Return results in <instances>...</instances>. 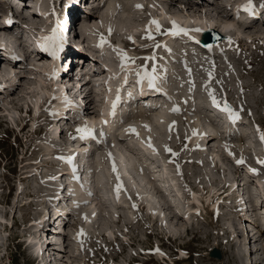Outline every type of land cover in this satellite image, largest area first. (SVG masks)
Instances as JSON below:
<instances>
[{"label": "rangeland", "instance_id": "rangeland-1", "mask_svg": "<svg viewBox=\"0 0 264 264\" xmlns=\"http://www.w3.org/2000/svg\"><path fill=\"white\" fill-rule=\"evenodd\" d=\"M9 1H20L21 3L33 2V0ZM167 1L168 0H146V3L144 2V7L148 11L150 16H159V14H161V11L163 10V12L166 11L165 13L167 15L171 14V18H173L172 16H174L175 14L170 12ZM178 1L179 0H173V2H175L176 4H179ZM208 1L211 0H188L186 3H189L191 6H187L188 8L186 7L185 10L190 11L182 13L184 10L183 7V10L179 12V18L167 19L165 17L161 19L162 21H158H161V32H165L166 30L171 29V27H167L165 25V22L168 21H175L178 26H181L183 21L188 20L190 22H188L189 27L187 26V28H189V30H192L194 28L197 29L196 27L199 25V23H195L194 20H202L201 15H203L204 10H206L204 8L209 4L206 3ZM235 1V4H241V2H239L240 0H234V2ZM262 1L263 0H254V8L258 10V7L260 6V3ZM123 2L126 3L127 0H120L121 4ZM212 2L219 4L222 2V0H213ZM65 3H70V0L61 1L60 6L58 5V3H54L56 13V17L54 18V20L61 18L62 14L60 13L63 8L62 5H64ZM6 5L8 6V4ZM121 6L124 7V5ZM180 7H182V5ZM227 9L228 11H230V13H232V15L234 14L231 10H229L231 9L230 6H228ZM119 10L120 8L117 9V11ZM242 13L243 12H240V16L242 15ZM97 14H99V12L94 11L90 12V14H87V20H90V25L94 22L100 21V19H98L100 18V16ZM254 14H257V12H254ZM144 15L146 16V14ZM75 17L76 16H74V18ZM206 20L212 22L207 21L208 23L206 24L209 25V29L207 28L206 32H208H203V35L201 36H212L213 33H219L223 35L224 38L216 40V43L217 46L225 51L226 56H230L228 58L229 61H226V59L225 61H218L220 64L215 67L210 66V64H213V62L211 61V56L209 57V59H207L208 62L206 61L205 63L201 62L196 64L202 67H206L203 68V70L198 69L196 66L190 67L188 69L182 65L177 66V63H171V61H174L173 57L164 62V60H162L163 58L161 59V57H169L168 54L172 52H165L163 49L164 47L153 48V46L150 44V42L152 41H149L147 39H144L143 42V40H138V38L135 37L137 47L133 46L132 44H124V46L122 45V47H120L121 49H123V47L126 48L127 50H124L125 52L136 54L135 56L138 58V61L136 60V64L133 65V68L143 63L142 57H146L150 53V55H153L152 53H155V56L157 57V59L155 60L157 71H159V69L161 68L171 66L172 69H168V74H171V71L173 69H176L177 74L180 73V77L183 78L182 82H180L179 79L171 80V83L174 84L173 87L177 86L175 90H179L182 94L185 93L184 96L181 93L175 94L176 96L173 103L181 110L178 113L170 114L168 116L169 120L172 118L177 119L175 120L177 123L176 125H174L175 129L173 128L176 134H172V132H166L164 130L162 131L163 133L160 132V134L156 135L155 137V141L159 142L157 144V147L159 149L158 152L161 153L164 147L167 146V148H170L172 150L171 152H169L170 154L177 153L179 155L174 163L172 161V158L167 159L166 161L168 162L166 163V166H173V169L175 170L174 165H178L180 167V170L183 171V173H186L184 181H181L182 183L179 184L181 188L179 192L181 194H177L175 191H173V189H171V187L167 186L165 182H162L161 186H164L163 188L166 191V194L164 195L160 192L156 194L154 190H151L152 188L150 189L147 178L145 180L147 181V188L150 189V194L147 188V190H145V188H141L135 185L137 184V182L131 183L133 187L131 185H128L127 183L125 185L122 177L124 169L122 170L118 166L117 168L119 174L117 172L116 173L119 175V179L122 180L123 187H125V189H129L127 190V194L136 201L138 200V202L144 201L146 202V205L149 204L148 208L150 210L148 208L146 211L140 209H130L129 213H127L128 210L126 209L125 211L129 218H120L118 224H116L113 221V217L118 215L121 210L116 208L115 210L108 211L103 205L97 204L95 208L97 209L96 214L98 216L96 217L98 218V222L100 224L98 225V227H96L95 225L92 230L91 227H89L91 226L89 223L87 226H83L82 220H80V216L77 215L73 217L70 215H66L65 219L63 220V228L61 230L59 229V234H54V237L56 238V245L50 246L51 255L49 258L51 259L47 258V260L44 261V264H48L53 260H57L55 262H57L58 264H68L69 259H71V262L74 261L75 258H73L74 255L72 254L70 246L71 239L73 238L72 236L77 235V233L82 228V230L84 231V235L80 236V240L83 243L80 242L79 244L78 254H80L81 257L84 258V263L80 264H264V252L261 249V247L264 246V234L262 235V237H260L259 240V234L255 235L254 232L250 233V230H253V228L248 226L246 223L242 224L237 221L233 213L230 211L233 205L238 203L241 199L251 196L252 193L257 190V187L259 186L258 182L261 183L262 181H264V166L259 167L252 163L251 165L245 164L242 168H240V170L237 168H233L229 165V162L225 160L222 155V150H220L219 148H216L213 154L204 156L206 157V159H204V157H201L202 161L204 162H206V160L210 161L205 163L208 164L207 166H205V164L203 166H200L194 163L183 164L184 162H181L182 158L188 159L189 157H191L189 159H192L193 162L196 161L197 158H199L198 152L192 153L188 150V147L190 145L188 139L191 137L192 129H195L198 124L199 125L197 126V128L205 124L203 121H200L198 119L199 116L197 115L196 106L192 105V103L196 101L197 97H191L190 95H188L187 93L190 91H197L200 96L206 98L209 97L208 88H211L214 91V94L218 101H227L232 109L240 113V116L242 117L244 123L252 124L254 122H258L262 124V131L264 132V24L254 22L248 26L254 33H251L249 37L242 35L248 40L257 39L258 41L238 43L235 38L232 37L235 28L239 27L236 23L231 26L226 32L227 35L230 34L229 37L226 36V34H223L225 32H223L222 30V26L224 25V21L222 19L218 18L214 20L209 18ZM190 32L192 33V31ZM103 35L105 38L108 37L107 39L109 41L112 40V42L115 43H117L118 41V34H116L115 31L112 32V36H106L105 33ZM122 39V36H120L118 42H120ZM155 42L161 45L163 44L168 48L179 44L177 43V40H171L170 37H167L162 41H160V38H155ZM114 46L117 47L116 44H114ZM185 47L187 48L189 46H184V48ZM67 51L75 53V50L73 49H64V53H67ZM195 52L201 59H206L202 58L201 56L203 52L199 51L198 49H196ZM199 52H201V54H199ZM229 52L232 53V56L229 54ZM213 56L216 57L215 54ZM175 58L179 59V57ZM150 63H153V61H149L148 64ZM188 63L190 64V62ZM191 65L193 64H190V66ZM212 71H215V74L212 73V77L215 76V79H211L208 87H205V85H200V81L203 75L207 76V78L209 79L208 73ZM189 80H193L194 83H188ZM33 81L36 80H32L30 82ZM27 83H29V81L26 82V84ZM23 85L24 83L21 84L19 82L16 87L8 92L7 95L8 98L10 95V98L5 99L4 102H1L2 104L0 103V111L5 107H9L5 108V110L9 112L15 110L18 112V114L15 115L16 117L13 118L15 124H20L21 127L26 121H28L27 124L30 127V131L25 130L23 133V146L18 156H16V151L11 142L6 140V138L0 139V153H5V155L6 153L11 154L10 157L7 156L5 158L0 154L2 160L0 161V173L3 174L5 171L4 169H8L10 171L9 174L12 176L5 178V182L2 178H0V190L2 185L7 184L10 187L11 181H13V179V183L17 188V191L13 194V197L11 199L7 198V191H5L3 197L0 196V202L2 203L0 205V244H3L5 246L9 244V246H11V251L9 253H11L12 255V258L10 256H4L3 259L0 258V264H36L32 262L31 252L35 243L39 242V239L37 231L34 230L36 228L33 226L34 224L31 220L40 214L41 206L39 205V203H42L41 205L43 206L44 200L41 201V199H34L29 197L30 194L35 193L34 191H38V189H36L34 185L38 183V179H26L25 173L37 169L40 175H53L57 173L58 167L60 166V163L48 165L51 161H55L56 156L59 153L56 150H52L49 155L46 154V150H44L43 148L45 147V141H48L46 134L42 133L39 135L37 133H32L33 130H39L41 129V127L49 129V125H47L44 121V119L48 117L49 104L45 103L40 109V113L37 116H34L32 113L26 115L24 112L25 109L23 110L22 107L16 106L17 104L15 103H13L12 105H9L7 103L10 99L14 98V96H16L15 98L18 99V95H21V93L23 92L21 90L25 88V85ZM181 85L184 86L180 87ZM92 99H94L93 108L87 110L83 114H79V116H77L76 118V121H80L78 117L86 118L95 115L96 109L98 110L99 104H101V102H99V98L96 97L95 99V96H93ZM97 99H99V101H97ZM3 103L5 104L3 105ZM89 113H91V115H89ZM141 114L142 113H137L138 118H144V116L148 118L150 117L151 113L146 112L145 114H142V116L144 115L143 117H141ZM80 122H84L83 118ZM195 122L198 124L196 125ZM151 123L153 128L155 129V123ZM74 129H76V127H74L73 125V127L71 126V128H69L62 134L64 144L71 145L76 142L75 139L71 138L74 137V135L72 134V131ZM1 131L2 130H0V132ZM169 132L170 135L168 134ZM144 137L145 136L142 134V138ZM195 144L196 146L200 147V145L203 144L202 139H199V141ZM100 149V151L102 152H99L100 155H98V157H104L107 154L106 151L109 150V148L108 150H104L103 148ZM207 149L209 150L210 146H208ZM214 154L218 155V158H215ZM246 160L250 161V158L248 157ZM157 162V160L156 162H152V166L156 167L155 169L156 171H158L156 172V174L158 175H155L154 178L159 177L158 179L161 180L160 176H162V174ZM3 167L5 168L3 169ZM216 167H221V170L223 171H225L224 169H226L227 174L219 173ZM251 169H255L256 172L254 173L253 171H251ZM247 172L251 173L252 175L247 174ZM12 173H16V175H12ZM238 175H241L242 177H238ZM112 177H114V175H112ZM225 182L227 183V187L225 188L226 194L224 193V196L221 195L218 197L216 194L220 190V185ZM245 183L246 185H248L247 187L249 189H244ZM238 184H240V186L237 188ZM263 184L261 185V187L264 189ZM49 186L52 187L54 185L49 184ZM126 186L130 187L128 188ZM132 189H134L135 191ZM146 192L149 194V196L148 194H146ZM142 194H145V196H143ZM147 196L149 197V199L146 198ZM192 197H195L202 204L203 201H206V203L209 204L211 202H214L215 198H218V202L213 205L212 209H214L215 214L218 213L219 216L214 217L213 215L209 214L208 211L202 210V208H195L194 204L196 205L197 203L193 201ZM127 205L128 204H126V206ZM90 210L91 209H85L84 211H81V214H88V211ZM175 213L180 214V216H182V219H179L177 216L176 218H173V215ZM149 214L155 215V219L150 220L148 216ZM187 216L189 219H194L195 221L189 224V219H187L188 222L186 221ZM89 220L91 223V217ZM182 224H184L183 227H190L192 232H197L196 235H193L192 232H188L187 234H184V236L178 238L175 242L167 241L166 238L168 236H171L173 239L177 238L178 233L181 232L180 229L182 228L180 227V225ZM243 225H245V227ZM156 227L158 233H160V236L164 237L162 241H159L157 238L151 235V233H156ZM242 228L248 229L247 231H249L251 237L250 244H247L246 238L242 235ZM104 230L110 232L108 233V235H113V237H115L114 243L109 242L105 238L101 237V235L105 232ZM71 234L73 235L71 236ZM15 237L19 238V240L23 244L22 248L19 250L17 249V251H15V249H13L11 245V241ZM94 237L96 239H94ZM28 240H30L31 242ZM124 242L128 243V246H125L123 244ZM130 243L133 246H131ZM28 244H30L29 247H27ZM175 248H181L182 251L185 252V254L179 253L177 249V252H175ZM255 250L258 251L256 252ZM52 253H54L55 255H53ZM67 254H69V256ZM188 254H191L192 259H186ZM165 258L167 260H165ZM179 260L182 261L179 262ZM74 262L72 263L74 264Z\"/></svg>", "mask_w": 264, "mask_h": 264}, {"label": "bare ground", "instance_id": "bare-ground-1", "mask_svg": "<svg viewBox=\"0 0 264 264\" xmlns=\"http://www.w3.org/2000/svg\"><path fill=\"white\" fill-rule=\"evenodd\" d=\"M47 0H42V3H41V8H40V12L41 14L39 13V18H45V15H46V12H49L50 13V16H52V7L48 6L45 4ZM146 0H127V2H123L122 4L120 3V0H108V1H105L101 7V12H99V15L100 18V21L98 22H94L93 24H89L88 22H85V24L83 25V27L81 28V31H80V34H82L83 36H86L87 38H89L91 40V44L92 46H94L95 48H97L98 50H96L97 52L99 51L100 54H104V55H109L111 56V59L109 61L107 60H103L101 59V65H103V67L106 69V74L104 75V69L103 72H101L100 76L99 77V93L100 95L98 96H101L103 99H101V101H99V99H97V101L101 102V104H99V108L98 110L96 109V112H95V115L92 116V117H86L85 119H83V123L82 122H79V126L84 124L85 122H87V125L91 128H93L95 130V133H97V130H99L101 132V130L103 131V133L105 134L106 132H109L111 134V139L113 141V147L109 148L107 152V154H109V160L106 162V163H98V169H99V175L96 176V179L99 182H103L104 185H107V187H110L112 185V188H110V192L112 195H114L115 197V200L118 201L119 203H121L122 205L126 206L127 201L124 199L127 195V192L125 190H121L122 187H123V182L121 181V179H119V183L122 185L121 189L119 192H117L115 190V187L116 185L115 184H108V177L100 171L101 169H104L105 172L108 171L109 173H112L114 174V172H111V167H113V165L117 168L119 166L120 169H124L123 171V176L125 177V182L128 184V185H131V183H136V180H135V177L137 178V181L139 180L141 183H143V181L147 178V175L145 174L142 166L140 163L137 162L136 160V157L133 155V153L128 150L127 148H124L123 146V143H121L120 141L118 142H114V137L116 136L117 138H122V140H125L126 144L129 145V146H132L134 145L133 144V139H135L136 141H139V143L145 147V149H147L148 152H153L154 155L157 153L156 152V146H155V137L156 135L160 134V132L162 131H169V129H175V126L171 124V122L169 121L168 119V115L165 114V113H162V112H157L154 113L152 116H154L152 118V122L155 123V129L153 128L152 126V123L151 122H148V121H135L134 118H130L129 119V122L126 123L125 125H123V127H125V130L128 129L129 126L135 128V133H127V132H124V131H120V127L119 126H115L119 120L120 117H122L123 115L120 113L122 110H125L126 105L125 104H121L119 103V105L117 106V109H116V113H115V116H109V111H110V106H111V102L113 99L116 98V91L117 89H121V84H125L124 82V77H125V72H122L121 69H120V62H116L113 58L115 59H119L116 51H114V49H117V47L119 49H121L120 47H122L121 43L118 42L119 39H120V36H122V38H125L127 35H129V37H131V40L132 42L136 43V40H135V34H137L138 31H141L143 30V28L148 25L149 23V20L150 19H155L157 21L161 20L162 18H167V19H177L180 17V13L182 10H183V7H184V10L182 13L186 12V11H190V10H185L187 6H191L189 3H186L188 0H180L178 1L179 4L182 5V7H180L181 5L179 4H176L175 2H173V0H168L167 1V4L169 5V10L171 13L175 14L174 16H172L173 18H171V14L170 15H167L165 12H163V10L161 11V14H159V16H154V17H151V16H148L147 19H144L141 17V14L140 12L143 11L144 14H146V9L144 7V2ZM239 1V0H238ZM241 1V0H240ZM239 1V2H240ZM211 2V3H210ZM125 3V4H124ZM146 3V2H145ZM206 3H209L204 9V13L203 15H201L202 17V20H198V19H195L194 22L195 23H199V25L197 26L199 29H203L202 33L206 32L207 30V26H206V23L208 22H212V21H209V20H206V19H222L224 22V25L222 26V30L223 34H226V32L228 31V29L233 26L235 23H234V16L232 15V13H230V11H228L227 7L230 5L231 1H228V0H225V3H213L212 1H209V2H206ZM236 3V1H235ZM1 5V4H0ZM121 5H124V7H122ZM136 5H142L143 7L142 8H137ZM167 5V7H168ZM226 5V6H224ZM242 4L240 3H237L236 6L239 7L241 6ZM211 6V8H210ZM172 7V8H171ZM120 8L119 11H117V9ZM188 8V7H187ZM239 8H242V7H239ZM240 15V14H239ZM27 17H30L29 14L26 15ZM253 16V13L252 14H249L248 18ZM34 17V15H33ZM98 17V16H97ZM182 17V16H181ZM97 19V18H96ZM183 19V18H182ZM179 20V19H178ZM49 21V20H48ZM47 21V22H48ZM147 21V22H146ZM162 21V20H161ZM160 21V22H161ZM208 21V22H207ZM218 21V20H217ZM46 22V23H47ZM92 22V21H91ZM139 22H142V23H139ZM146 22V23H145ZM159 22V24H160ZM184 22V23H183ZM182 24H183V28L187 29L186 27L188 25V20L186 21H183ZM31 23L33 24L32 25V30L30 31L31 33V37L34 39V40H39V37L41 36L38 28H40V26L38 27V25H42L44 22L43 21H40L38 19L34 20V21H31ZM45 23V24H46ZM222 23V24H223ZM253 23V22H251ZM250 23V24H251ZM249 24V25H250ZM249 25L245 26V27H236L235 28V31L234 33L235 34H238L239 36L240 35H244L246 37H249L251 33H254L250 30V27H248ZM186 26V27H185ZM196 27V28H197ZM92 28V29H91ZM109 29L111 31H109ZM153 29H154V26H153ZM189 29V28H188ZM195 29V28H194ZM209 29V28H208ZM252 29V27H251ZM38 31L39 34H35V31ZM205 30V31H204ZM115 31L116 34H118V41L116 44L117 47L113 46L111 44V42L107 39V43L104 44L102 47H98V43H99V37L101 35H103L104 33L106 34V36H112V32ZM191 33V32H189ZM201 33V32H199ZM261 34V33H260ZM230 35V34H228ZM104 36V35H103ZM227 36V34H226ZM111 38H114V37H111ZM171 38V37H170ZM207 37H205L206 39ZM166 39V38H165ZM172 40V39H171ZM207 42H209V39H206ZM169 41V40H168ZM139 42V41H138ZM144 42V40H143ZM11 40L10 39H5L3 37L0 36V45L4 46V47H8V46H11ZM207 44H210L207 43ZM215 44L216 41H215ZM142 45V44H141ZM163 45V44H162ZM166 45V44H165ZM139 46V45H138ZM145 47V46H144ZM189 47H183V48H180V51L183 55V60H184V67L187 68V66H190V64H193V65H196L198 63H201V62H198V61H203V60H197L194 56H191L192 52L189 51L188 49ZM95 52V53H97ZM6 53V52H5ZM201 53V52H199ZM127 54L129 56H132V57H136L135 55L136 54H133V53H129L127 52ZM153 54V53H152ZM174 54V53H173ZM197 54V53H196ZM204 54V53H203ZM8 56H14V55H21L23 58H27L29 61H30V64L31 66H35V58L33 57H30L28 56V54L26 53V50L24 48H20L19 46L13 44L12 45V48L8 51ZM142 56H145V55H142ZM148 56H150V54H148ZM147 57V56H146ZM44 59V58H43ZM190 59H194V60H190ZM41 62H43V60H40ZM138 61V60H137ZM167 61V60H166ZM190 62V64L188 62ZM207 60H204V62L202 63H205ZM229 61V60H228ZM109 62V63H108ZM172 62V61H171ZM148 63V62H147ZM136 64V63H135ZM47 66H48V62H46V64L44 65V67L42 68L41 71H39L40 73L43 72L45 70V72H51L52 74H54L55 72V69H54V66L51 64L49 66V68L47 69ZM199 67H202L200 65H197ZM165 67V66H164ZM27 68L29 69L28 65H27ZM131 68H133V65H130L129 69L127 70V75H129L130 73H132L131 71ZM10 71H12V68H10L8 66V64L6 65V68H5V71L3 72V77H2V83L4 82V85L6 84H14L15 82V78H16V73L17 71L14 70L13 71V74H11L12 78H10L11 76H7ZM33 71V72H32ZM36 69L34 68H31L30 70V74H35L36 72ZM167 73V70L164 69V72L162 73V75L160 76L161 79L159 81H162L164 79V76L167 75L165 74ZM111 77V78H110ZM173 79H179V78H173ZM32 80H29V83H27L25 85V88H23L21 91H23L21 93V95H18V99H16L14 96V98L10 99L9 102H7L9 105H12L13 103L17 104L16 106L18 107H23L25 110L32 108L33 110V115L34 116H37L39 113H40V109L43 107V105L48 102L51 103V101L54 99L55 101V104L52 106L51 108V111L50 113H55L57 112L58 110L62 109L64 105L63 103V98L66 96L70 101H71V105H70V108L71 109H74L76 104H75V100L73 98H70L72 95L70 93L67 92L66 89H63L60 87V85L56 82L55 79H52L51 82H47L46 80H44L43 78H41V76H39L38 78H36V81H33V82H30ZM178 82V81H177ZM48 83V85H47ZM23 84V83H21ZM25 84V83H24ZM67 85V84H66ZM64 85V87L66 86ZM24 86V85H23ZM22 87V86H21ZM109 89L111 91H109ZM192 94H196L195 91H190ZM14 94V93H13ZM121 93H120V101H121ZM189 97V96H188ZM9 98H10V95H9ZM8 98V99H9ZM172 98V96H171ZM96 99V97H95ZM125 100H127V97L124 98ZM2 102V101H1ZM191 102V101H190ZM179 103V102H177ZM2 104V103H1ZM0 104V105H1ZM5 103H3L4 105ZM7 104V105H8ZM6 105V106H7ZM98 105V104H97ZM127 105H129V103H127ZM164 107L166 109H169L171 110L173 108V105L172 104H168L166 103L164 106H163V109ZM5 108H9V107H5ZM5 108L3 110L0 111V116L1 115H4L6 117V119H8L11 123L15 124L14 121H13V118H15L18 114L17 111L13 110L11 112L5 110ZM15 108V107H14ZM17 108V107H16ZM22 108V109H23ZM95 109V108H94ZM183 109V108H182ZM187 109V108H186ZM162 110V109H161ZM181 110V109H180ZM120 111V112H119ZM154 112V111H153ZM152 112V113H153ZM178 113V112H177ZM184 113V112H183ZM187 113V112H186ZM103 114V115H101ZM89 115H91V113H89ZM93 115V114H92ZM139 115V114H138ZM137 115V117H138ZM79 116V115H78ZM88 116V115H87ZM144 116V115H143ZM142 114H141V117H143ZM172 116V115H171ZM145 117V116H144ZM173 117V116H172ZM79 118V117H78ZM81 118H84V117H80ZM104 119V120H107L108 122L106 123V125H103L101 124V120ZM181 121V120H180ZM196 121V120H195ZM78 123V121H77ZM258 123V122H256ZM195 124L197 125L198 123L195 122ZM76 125V124H75ZM74 125V127H76ZM145 125L147 126V128L145 127ZM195 125V126H196ZM199 125V124H198ZM197 125V126H198ZM205 125V124H204ZM172 126V127H170ZM197 126L195 127V130H196V135H193V132L191 134V137L188 139V141L190 142V145L188 147V150L190 152H198L199 154V158L201 157H204V156H208L210 154H213L216 150L215 147H210V149L208 150L207 149V145L211 144L212 140L210 142H208L207 144H204V142H206L208 140V134L206 132V127H203L200 126L197 128ZM73 127V126H72ZM98 128V129H97ZM193 128V127H192ZM193 130V129H192ZM171 132V131H170ZM170 132L168 133L170 135ZM206 132V134H205ZM142 133L144 134V138L146 139H141L142 137ZM163 133V132H162ZM126 135V136H125ZM124 136L126 138H124ZM212 136V135H210ZM50 138H53V135L50 133ZM62 139V138H60ZM199 139H202L203 141V144L200 145L199 149L198 147H196L195 143L199 141ZM109 140V141H110ZM75 141V140H74ZM107 140H104L103 141V144H106ZM149 143L152 145V147H149ZM159 143V142H158ZM85 145V144H83ZM212 145V144H211ZM48 146V145H47ZM73 145L69 146V147H72ZM193 146V147H192ZM227 146V147H226ZM108 147V146H107ZM220 148V150H224L225 152H228L229 150V147L228 145L223 142H221V144L218 146ZM45 150H46V154L49 155V153L52 152V150H49V148H47L46 146L43 147ZM192 148V149H191ZM204 148V149H203ZM101 150V149H100ZM106 150V149H104ZM137 151H145V154H147V151L144 150V149H136ZM159 150V149H158ZM208 150V151H207ZM207 151V153H206ZM99 152H102V151H97L96 154H98ZM168 152V151H166ZM103 154H106V153H103ZM100 155V153L98 154ZM215 155V154H214ZM213 155V156H214ZM134 156V157H133ZM49 157V156H48ZM191 158V157H189ZM215 158H218V155H215ZM226 158V157H225ZM170 159V158H169ZM204 159H206V157H204ZM211 159V158H210ZM53 160V159H52ZM56 161V159H55ZM152 161V160H151ZM214 161V160H213ZM51 162H54V161H51ZM168 161H165V164L167 163ZM183 162L184 164L186 163H192L193 164V160L192 159H186L184 158L183 159ZM207 162H210L209 160H206V162H200L199 161V164L200 165H204L205 163ZM212 163V162H211ZM217 163V162H216ZM61 165V164H60ZM208 164H205V166H207ZM214 165V164H213ZM58 166V165H57ZM223 166V165H222ZM158 167V166H157ZM173 167V166H172ZM59 168V167H58ZM217 168V167H216ZM222 168H217V171H219V173H225L227 174V171H223L221 170ZM180 170H177L175 172H179ZM116 172L118 173V168L116 170ZM158 172V171H157ZM115 174V179H116V176L119 174ZM208 173V172H207ZM154 174V173H152ZM77 177L78 173L75 171H72V176ZM121 175V174H120ZM177 175H180V173H177ZM160 176V175H159ZM26 179H29L27 176H25ZM159 178V177H157ZM235 179V178H234ZM173 180L176 182V178H173ZM237 180V179H236ZM245 180V179H244ZM37 181V180H36ZM88 181V177L85 178V185H82L80 183H77L76 182V179L72 178L69 180V185H70V190L71 192H73L74 194V198H75V203H74V209L76 210V212L78 211L80 214H81V211H84L85 209H91L90 211H88L89 213L88 214H81L83 219H80V220H84L85 222H83V225H88L89 223V219L90 217H93V218H96V216H98L96 213H97V209L95 208L96 207V198L94 197L95 195V192L96 190L97 191H100L101 187H99V185L96 186V189L93 188V186L89 185V182L87 183ZM148 181V180H147ZM235 181V180H234ZM242 181V180H241ZM116 182H117V179H116ZM162 183V182H161ZM182 183V182H181ZM241 183V182H240ZM244 183V182H243ZM262 184L264 183V181L261 182ZM157 186H161L160 182H156ZM234 184V183H233ZM260 182L258 183V187H261ZM89 185V187H88ZM137 185V184H135ZM264 185V184H263ZM148 186V185H147ZM150 186V185H149ZM158 186V187H159ZM240 186L237 185V188ZM53 187V186H52ZM126 187H130V186H126ZM133 187V186H132ZM227 187V183H222V185H220V190L219 192L216 194L218 197L221 196V195H224L225 193V188ZM244 187V186H243ZM251 187V186H250ZM135 188V187H134ZM153 188L152 185L150 186V189ZM148 189V188H147ZM145 189V190H147ZM150 189H148V192L150 194ZM233 189V188H232ZM249 189V188H248ZM262 189V188H261ZM126 190H129V189H126ZM134 190V189H132ZM152 190V189H151ZM156 190V188H155ZM104 191V196L107 197L106 195V192H105V189L103 190ZM135 191V190H134ZM144 191V190H143ZM224 191V192H223ZM133 192V191H132ZM138 192V191H137ZM129 193V192H128ZM141 193V192H139ZM145 193V192H144ZM180 193V192H179ZM146 194H148L146 192ZM148 194V196H149ZM158 194V193H157ZM181 194V193H180ZM215 194V193H214ZM96 195H97V192H96ZM143 195V194H142ZM140 196V195H139ZM138 196V197H139ZM145 196V194L143 195ZM181 196V195H179ZM194 196V195H193ZM129 197H131L129 195ZM137 197V196H136ZM152 197V196H151ZM144 198V197H143ZM142 198V199H143ZM154 198V197H152ZM158 198V197H157ZM137 199V198H136ZM141 199V198H139ZM155 199V198H154ZM193 201L195 203H197L198 207H200V202L195 198V197H192ZM165 200V199H163ZM41 201H43L41 199ZM158 201V200H157ZM129 202H131L132 204L131 205H135V206H138L140 205V207L142 206V204L146 205V202H142V201H137L134 202V200H130ZM156 202V201H155ZM159 203V202H158ZM161 203V202H160ZM148 205L147 204V208H148ZM34 208V207H33ZM152 208V207H151ZM105 209H108L107 207H105ZM149 209V208H148ZM216 209V208H215ZM150 210V209H149ZM156 210V209H155ZM258 211H262V208H259L257 209ZM87 211V210H86ZM154 211V210H153ZM197 211V210H196ZM111 213V212H110ZM113 213V212H112ZM155 214V213H154ZM157 214V213H156ZM160 216V215H159ZM176 216L180 219H182V216H180V214H174L173 215V218H176ZM86 217V219H85ZM76 218V217H75ZM151 219H155V215H151ZM159 220V219H158ZM100 224V223H99ZM240 224V223H239ZM80 225V224H79ZM182 226H184V224H182ZM91 227V230L92 226H89ZM83 229V228H82ZM85 229V228H84ZM90 229V228H89ZM96 229V228H95ZM184 229V228H183ZM35 230V229H34ZM61 230V229H60ZM108 230V229H107ZM106 230V231H107ZM181 230V229H180ZM179 230V231H180ZM105 231V230H104ZM109 231V230H108ZM107 231V234L110 233ZM84 232V231H83ZM241 233L242 235L246 238L247 240V244H250L251 243V237H250V233L247 232L246 229H242L241 230ZM259 234V240H260V237H262L263 233L258 232L255 234V235H258ZM47 235V234H46ZM73 234H71L72 236ZM96 235V234H95ZM35 236V235H33ZM110 237H112L113 235H109ZM54 237V236H53ZM73 237V238H72ZM70 239H71V251H72V254L74 255L73 258L74 261V264H80V263H84V258L81 257L79 253V244L81 242L80 240V237L79 239L77 238V235H73ZM258 237V236H257ZM95 238V237H94ZM99 238V237H97ZM114 238V237H112ZM31 239V238H30ZM124 240V239H123ZM30 241V240H28ZM27 242V241H26ZM25 242V243H26ZM31 242V241H30ZM34 242V241H32ZM100 244V242H99ZM2 246V245H1ZM30 244L27 245V247H29ZM49 246V245H48ZM99 246V245H98ZM48 248V247H47ZM262 251L264 252V246L261 247ZM30 250V249H29ZM47 250V249H46ZM45 250V251H46ZM31 251V250H30ZM45 251H43V249L41 248V245L35 243V245L33 246L32 248V254L33 252L34 253H37L38 256H41V254ZM256 252L258 250H255ZM261 251V250H260ZM69 252V251H68ZM59 253V252H58ZM81 253V252H80ZM53 255H55L54 253H52ZM51 253H50V250L48 251V254L47 256H50ZM69 256V254H67ZM72 256V255H71ZM66 257V256H65ZM69 258V257H68ZM67 258V259H68ZM42 259V257H41ZM51 259V258H49ZM71 259L68 260V264H73L71 261ZM51 261V260H50ZM54 261V260H53ZM50 262L48 264H58L57 260H55L54 262ZM67 262V261H66ZM44 264V263H43ZM47 264V263H46Z\"/></svg>", "mask_w": 264, "mask_h": 264}, {"label": "snow or ice", "instance_id": "snow-or-ice-1", "mask_svg": "<svg viewBox=\"0 0 264 264\" xmlns=\"http://www.w3.org/2000/svg\"><path fill=\"white\" fill-rule=\"evenodd\" d=\"M261 6L264 7V3H262ZM136 7L142 8L143 6L142 5H136ZM239 7H242L245 12L252 14L253 9H254L253 0H247V2L244 5H241ZM10 22L11 21H9V23ZM170 23L172 25V28L166 30L163 34L176 36V35H179L181 33H183L184 35H188L190 31H196V32H202L203 31V29H199V28L192 29V30L182 28V27L178 26L175 21H170ZM153 26H154V32H153ZM109 31H111V30L109 29ZM62 33H63L62 26L57 25V27H54L52 29V31L47 36H42L40 38L39 46L44 51H47L53 58H56L58 56V54L60 53V51L64 47L65 39H64V36ZM157 34H161V25L159 24V22L157 20L150 19L148 25L145 26V36L142 37V39H147L149 41H152L153 42V44H152L153 48L165 47L164 45H161V44L155 42V35H157ZM189 38H192V37H189ZM129 39H131V37H129ZM106 43H107V39L103 35H101L99 37V43L97 46L102 47ZM114 51H116V53L120 59V69L122 72H125L124 82L127 83V81H128L127 70L129 69L130 65H134L136 63V60L138 58L129 56L127 54V52H125L123 49H114ZM143 59L145 61L144 64L138 65L134 68H131V71L134 73V75L137 78L136 83L139 85V84H142L143 82L146 81L149 89H154L155 91L159 92L161 89L158 87V81L161 79V77L157 72V65L155 64V60L157 59V57L155 56V53H153V55L144 57ZM148 61H153L152 65H151V69H149V67H148V63H147ZM189 74H190V70H189ZM212 75H213L212 72L208 73L209 80H211ZM205 87H208L207 82H206ZM109 91H111V90L109 89ZM129 95H131V94H129ZM208 95L211 99L212 104L217 108H221V103H220V101L217 100V98L214 94V91L211 88H208ZM63 103H64L65 107H68L71 105V101L66 96L63 98ZM119 103H120V90L117 89L116 98L113 99L111 102L109 116H115L116 109H117V106L119 105ZM221 110L228 115L229 120L232 122H235L236 120H238L240 118L239 113L236 112L235 110H233L232 107L227 103V101H224ZM170 111L179 112L180 109L178 106H173V108ZM101 115H103V114H101ZM107 122H108L107 120H104V119L101 120V124H106ZM145 127L147 128L146 125H145ZM75 131H76V134L80 140H89V139L96 140L97 139V137L95 135V130L93 128L89 127L87 125V122H85L84 124H82L80 126H77ZM126 131H128L130 133H135L136 130H135V128L129 126L128 129H126ZM192 132H193V135H196L195 129H193ZM103 135H104V133L101 130L100 136L103 137ZM71 138L75 139L76 137H71ZM260 139L262 142H264V133L260 134ZM149 147H152V145L150 143H149ZM165 150L168 152L172 151L170 148H167V146L165 147ZM172 155L175 156L178 154L172 153ZM59 159L65 161L69 165H71L73 162L72 156H68V157L61 156V157H59ZM236 163L237 164H243L244 163L243 158L238 159L236 161ZM258 163L264 164V160L258 161ZM177 168H178V166H177ZM73 171L75 172V169H73ZM112 171L116 172V168L114 165H113ZM251 171H253L254 173L256 172L255 169H251ZM73 178L76 179L75 175L73 176ZM116 179H117V184H116L115 190L117 192H119L121 187H122V185L119 183V175L116 176ZM133 206L135 207V205H133ZM85 219H86V217H85ZM82 235H84V233H83V230L81 229L77 233V238L79 239V237ZM81 243H83V242L81 241Z\"/></svg>", "mask_w": 264, "mask_h": 264}]
</instances>
